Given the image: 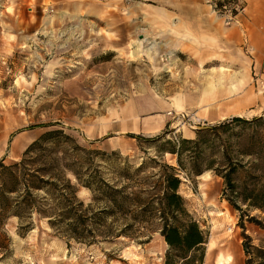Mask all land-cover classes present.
<instances>
[{"label":"rangeland","instance_id":"1","mask_svg":"<svg viewBox=\"0 0 264 264\" xmlns=\"http://www.w3.org/2000/svg\"><path fill=\"white\" fill-rule=\"evenodd\" d=\"M240 3L246 8L233 17V0H0V160L18 162L43 135L61 132L47 143L58 157L123 184L118 172L127 162L177 166L176 156L159 152L168 140H195L199 130L236 116L262 117L264 0ZM128 134L165 135L147 143ZM230 134L234 156H256L241 158L236 191L207 170L182 175L180 194L208 235L210 264L218 257L260 264L264 146L250 147L251 130ZM213 156L206 152L200 168ZM78 190L82 202L93 204L88 189ZM32 222L23 234L17 218L7 221L0 264H164L168 250L158 233L143 243L149 234L143 227L134 238L78 241L46 219L35 215Z\"/></svg>","mask_w":264,"mask_h":264},{"label":"trees","instance_id":"2","mask_svg":"<svg viewBox=\"0 0 264 264\" xmlns=\"http://www.w3.org/2000/svg\"><path fill=\"white\" fill-rule=\"evenodd\" d=\"M233 1L232 15L236 17L246 6L240 0ZM215 6L221 12L226 7L220 1ZM235 128L254 133L249 140L250 147L264 146V115L251 120L229 118L199 130L195 140L166 141L159 152L176 156L177 166L150 159L133 168L125 159L127 163L118 172L123 184L111 183L99 170L93 173L88 168L86 172H79L73 164L58 157L56 148L47 144L57 139L50 136L61 132L45 134L28 147L20 161L6 164L4 159L0 160V231L8 220L17 218L18 230L27 233L33 229L35 215L46 219L52 230L78 241L98 236L105 240L134 238L133 231L143 227L149 233L143 243H148L152 234L158 233L167 244L164 264H205L208 235L189 212L180 194L181 176L194 178L211 170L224 180L226 190L236 191L235 175L244 168L241 158L255 155L234 156L231 153L230 133ZM164 135L127 136L155 143ZM208 151L215 156L200 168ZM114 155L122 157L118 153ZM68 176L74 177L76 184ZM79 186L91 192L93 204L86 205L78 198ZM230 203L239 209L232 201ZM92 205L98 209L94 210ZM116 225L118 232L114 230ZM101 228L105 231L96 235ZM243 247L245 254L250 256L252 246L244 242ZM255 251L263 259L260 264H264V249ZM251 262L252 259L247 260V264Z\"/></svg>","mask_w":264,"mask_h":264},{"label":"crops","instance_id":"3","mask_svg":"<svg viewBox=\"0 0 264 264\" xmlns=\"http://www.w3.org/2000/svg\"><path fill=\"white\" fill-rule=\"evenodd\" d=\"M209 29V28H208ZM264 31V30H263ZM264 35V33L262 34ZM225 118V117H224ZM211 256V253L209 251H207V255H206V261H205V264H210L209 263V257ZM217 264H235V261H231L230 259H226V258H223V257H218L217 259Z\"/></svg>","mask_w":264,"mask_h":264},{"label":"water","instance_id":"4","mask_svg":"<svg viewBox=\"0 0 264 264\" xmlns=\"http://www.w3.org/2000/svg\"><path fill=\"white\" fill-rule=\"evenodd\" d=\"M236 117H242V116H236Z\"/></svg>","mask_w":264,"mask_h":264}]
</instances>
